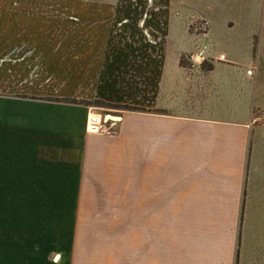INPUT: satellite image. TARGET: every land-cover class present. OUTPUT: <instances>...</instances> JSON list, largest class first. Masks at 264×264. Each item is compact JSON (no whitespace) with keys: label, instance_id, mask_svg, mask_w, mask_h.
<instances>
[{"label":"crops","instance_id":"0c3cea01","mask_svg":"<svg viewBox=\"0 0 264 264\" xmlns=\"http://www.w3.org/2000/svg\"><path fill=\"white\" fill-rule=\"evenodd\" d=\"M100 1L52 17L61 41L42 42L35 28L30 43L26 17L40 7L0 0V261L10 191L127 184L128 206L144 207L146 221L192 226L201 248L211 239L199 252L215 264L220 255L225 264H264V89L255 98L250 73L254 46L264 47V0ZM196 42L204 48L198 61L216 65L185 73L180 57ZM41 60L63 61L64 75L26 71ZM57 78L59 87L50 86ZM34 79L33 93L53 98L26 100ZM121 107L139 112L121 111L115 136L88 131L99 115L92 111Z\"/></svg>","mask_w":264,"mask_h":264},{"label":"rangeland","instance_id":"374dc122","mask_svg":"<svg viewBox=\"0 0 264 264\" xmlns=\"http://www.w3.org/2000/svg\"><path fill=\"white\" fill-rule=\"evenodd\" d=\"M25 1L26 8L40 7L38 15L26 17L29 23L26 24L25 41L30 43L33 42L38 29H40L42 42L47 39L61 41L60 39L64 38L63 28H58V25L54 27L52 23L49 25V21H54L52 17L59 19L60 13L64 14V8L70 7L71 3L73 5L81 3L105 5L102 1L96 2V0ZM112 2L109 0L107 4L111 5ZM50 9L51 12L55 9L56 15H47ZM36 19H40L39 26L34 24ZM184 50L186 54L180 57L179 64L184 68L185 73L207 72L216 65L202 57V60L200 58L198 61L196 57L204 50L199 42L186 46ZM171 51L168 47H163V54H171ZM253 55L254 60L250 73H252L254 82L255 98H258L256 90L262 93L264 89V47L254 46ZM140 62L143 61L135 64L137 76L143 73L140 72L143 69V63ZM240 63L238 65L242 66V62ZM159 65L162 66V64ZM33 67H36L37 73L46 71L51 74L50 71H56L64 75V68L67 64L63 61L58 64L56 61L44 62L43 60L34 64L33 62L26 63V71ZM75 67L80 68L78 64ZM124 73L126 74L125 70ZM62 81L61 78L54 79L50 86L59 87ZM30 82L31 84L36 83L35 79L26 80V100L45 99L46 101L49 100L48 98H53L52 91L33 93L34 89L32 85H29ZM130 108L134 110L133 112H139L133 107ZM121 111L123 110L98 108L97 112H92L98 113L101 117L105 115L119 117ZM257 115L259 117L262 112H257ZM41 176V178H48L47 174ZM33 178H31L32 181ZM59 178L62 182H68L72 179V175L70 172L63 173ZM120 185L121 187L116 190L25 189L20 192L10 191L7 257H3L0 264L1 262L3 264H215L214 256L212 258L206 253L199 252L204 250L202 248L208 242L210 244L211 239H201V248L194 243L192 226L188 231L185 229V224H181V231H179V224L176 222L146 221L144 207L128 206L127 184L124 185L125 188H122L123 184ZM27 186L47 188L51 185L30 182L26 184ZM99 186L113 187L114 185L100 184ZM200 233V231H195V234ZM205 233L208 236L209 233ZM198 242L199 240H196V244ZM56 256H58L57 260H55ZM216 259L217 264H225L224 256H217Z\"/></svg>","mask_w":264,"mask_h":264},{"label":"built area","instance_id":"2783aa9c","mask_svg":"<svg viewBox=\"0 0 264 264\" xmlns=\"http://www.w3.org/2000/svg\"><path fill=\"white\" fill-rule=\"evenodd\" d=\"M220 59L222 60L223 57H220ZM95 117H99V119L91 121L92 132H94L96 129L95 133L101 134V135H107V136H115L118 133L119 131V120L118 119L114 121L112 119L104 118V116L102 117L95 116Z\"/></svg>","mask_w":264,"mask_h":264},{"label":"bare ground","instance_id":"6f19581e","mask_svg":"<svg viewBox=\"0 0 264 264\" xmlns=\"http://www.w3.org/2000/svg\"><path fill=\"white\" fill-rule=\"evenodd\" d=\"M96 119H99V117H95V116H94V117L89 118V122H88V131L92 132L91 121H92V120H96ZM106 120H107V119H106ZM112 120H116V119L112 118ZM94 132H96V129H95Z\"/></svg>","mask_w":264,"mask_h":264},{"label":"trees","instance_id":"16d2710c","mask_svg":"<svg viewBox=\"0 0 264 264\" xmlns=\"http://www.w3.org/2000/svg\"><path fill=\"white\" fill-rule=\"evenodd\" d=\"M93 105H97V106H100V105H104L100 102H94ZM120 109H122L123 111H134L132 108H128V107H121Z\"/></svg>","mask_w":264,"mask_h":264},{"label":"water","instance_id":"95a60500","mask_svg":"<svg viewBox=\"0 0 264 264\" xmlns=\"http://www.w3.org/2000/svg\"><path fill=\"white\" fill-rule=\"evenodd\" d=\"M104 118H107V119H111V118H114V119H118L119 120V117H113L111 115H105ZM58 259V256H56L55 260Z\"/></svg>","mask_w":264,"mask_h":264}]
</instances>
